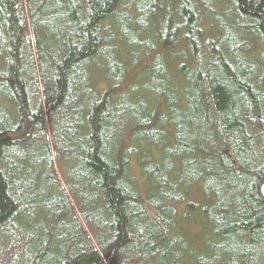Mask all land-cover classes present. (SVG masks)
Instances as JSON below:
<instances>
[{"label": "trees", "instance_id": "trees-1", "mask_svg": "<svg viewBox=\"0 0 264 264\" xmlns=\"http://www.w3.org/2000/svg\"><path fill=\"white\" fill-rule=\"evenodd\" d=\"M263 181L264 0H0V264H264Z\"/></svg>", "mask_w": 264, "mask_h": 264}, {"label": "rangeland", "instance_id": "rangeland-1", "mask_svg": "<svg viewBox=\"0 0 264 264\" xmlns=\"http://www.w3.org/2000/svg\"><path fill=\"white\" fill-rule=\"evenodd\" d=\"M58 170L60 171V166L58 165ZM141 165L139 164V162L137 160H132L131 164H130V173L135 176L138 177V179L140 180H144L141 174Z\"/></svg>", "mask_w": 264, "mask_h": 264}, {"label": "water", "instance_id": "water-1", "mask_svg": "<svg viewBox=\"0 0 264 264\" xmlns=\"http://www.w3.org/2000/svg\"><path fill=\"white\" fill-rule=\"evenodd\" d=\"M48 106L49 105H46V110L47 111H48ZM259 189H260L261 194L264 196V181L260 184ZM111 254H112V252L108 256L105 257V260L106 261H108V259H109V257H110Z\"/></svg>", "mask_w": 264, "mask_h": 264}]
</instances>
